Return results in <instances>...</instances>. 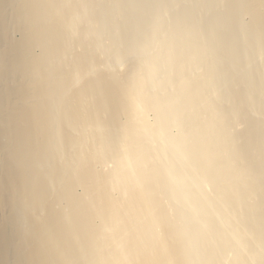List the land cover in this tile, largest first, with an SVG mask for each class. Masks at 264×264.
<instances>
[{
	"label": "bare ground",
	"instance_id": "1",
	"mask_svg": "<svg viewBox=\"0 0 264 264\" xmlns=\"http://www.w3.org/2000/svg\"><path fill=\"white\" fill-rule=\"evenodd\" d=\"M177 105L183 218L151 163ZM0 264H264V0H0Z\"/></svg>",
	"mask_w": 264,
	"mask_h": 264
},
{
	"label": "clouds",
	"instance_id": "2",
	"mask_svg": "<svg viewBox=\"0 0 264 264\" xmlns=\"http://www.w3.org/2000/svg\"><path fill=\"white\" fill-rule=\"evenodd\" d=\"M168 25L161 22L159 30L153 32L149 24L148 36L140 42L142 54L150 58L163 59L166 55V44L161 39L167 32ZM164 127L162 141L163 155L153 159L152 164L159 173L166 193L176 204L177 214L183 218L189 209L185 198L197 194L208 176V167L203 155V145L199 137L194 135L182 119L179 105L174 111H165L161 115ZM170 170L180 177L179 182L170 179Z\"/></svg>",
	"mask_w": 264,
	"mask_h": 264
}]
</instances>
